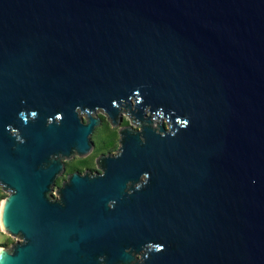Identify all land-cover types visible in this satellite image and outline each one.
<instances>
[{"label":"water","instance_id":"obj_1","mask_svg":"<svg viewBox=\"0 0 264 264\" xmlns=\"http://www.w3.org/2000/svg\"><path fill=\"white\" fill-rule=\"evenodd\" d=\"M0 191V264H264V0H0Z\"/></svg>","mask_w":264,"mask_h":264},{"label":"trees","instance_id":"obj_2","mask_svg":"<svg viewBox=\"0 0 264 264\" xmlns=\"http://www.w3.org/2000/svg\"><path fill=\"white\" fill-rule=\"evenodd\" d=\"M97 131H100V133H99L98 140H96L95 143L93 142V144L95 145L93 154L89 155L88 157L84 159H73V160L66 162L65 172H64L65 174H68L74 170H82L84 168H88L92 166L94 156H96L99 153L109 150L115 145L117 141V137H118L117 132L115 129H112L107 122H104L102 126L95 129L91 138H93V136L95 135ZM60 181L61 179L56 180L57 186L60 185ZM1 195L2 194L0 192V196Z\"/></svg>","mask_w":264,"mask_h":264},{"label":"rangeland","instance_id":"obj_3","mask_svg":"<svg viewBox=\"0 0 264 264\" xmlns=\"http://www.w3.org/2000/svg\"><path fill=\"white\" fill-rule=\"evenodd\" d=\"M96 115H97V116H102V118L106 121V118L104 117L103 114H101V112H97ZM122 116L126 118V120L128 121V125H129V126H131V127L134 128V129L137 128V126H136L135 124H132V123L130 122L129 118H128L125 114H122ZM82 118H84V116H82ZM106 122H107V121H106ZM107 123H108V122H107ZM162 123L165 124V121H163ZM109 126H110V125H109ZM114 129L117 130V128H114ZM99 133H100V131H97V132L95 133V135L93 136V138H91L92 141H93L94 143H95L96 140H98V138H99ZM117 146H118V144L116 145V148H117ZM91 168H93V169H97L95 163L93 164V166H92ZM64 177H65V175H62L60 178L62 179V178H64ZM60 178H59V179H60ZM0 192H1V191H0ZM1 194H2V195L0 196V207H1V205H2V201L4 200V198H5V196H6V194H4V193H2V192H1ZM52 194L54 195V191L52 192ZM17 240H18L17 238L9 237V236L6 235L5 233H3V232L1 231V228H0V245H1L0 247H2V246H8V247H10L11 244H12L13 242L17 241Z\"/></svg>","mask_w":264,"mask_h":264},{"label":"flooded vegetation","instance_id":"obj_4","mask_svg":"<svg viewBox=\"0 0 264 264\" xmlns=\"http://www.w3.org/2000/svg\"><path fill=\"white\" fill-rule=\"evenodd\" d=\"M127 116V115H126ZM100 119H101V125L100 126H102L103 125V123L104 122H106L103 118H102V116H98ZM99 126V127H100ZM121 126H128V121L126 120V118L125 117H123L122 116V121H121ZM98 127V128H99ZM97 129V128H96ZM112 129H114V128H112ZM95 131V130H94ZM116 132H117V136H118V128H117V130H116ZM93 142V141H92ZM118 144V137H117V141H116V143H115V145L112 147V148H110L109 150H107V151H104V152H102V153H99V154H97L96 156H94V159H93V164L95 163V159H96V157L98 156V155H100V154H105V153H108V152H112V153H116L117 152V148H116V145ZM118 147V146H117ZM94 149H95V145H94V148L92 149V151L86 156V157H88L89 155H91V154H93V151H94ZM85 157V158H86ZM73 159H79V158H72L71 160H73ZM80 159H84V158H80ZM68 161H70V160H68ZM67 161V162H68ZM66 163V162H65ZM93 166V165H92ZM92 166H90V167H88V168H84V169H82V170H74V171H80V172H83V171H85V170H90V171H92V172H94L96 169H93V168H91ZM71 173V172H70ZM1 246V245H0ZM3 247H8V246H3Z\"/></svg>","mask_w":264,"mask_h":264},{"label":"snow or ice","instance_id":"obj_5","mask_svg":"<svg viewBox=\"0 0 264 264\" xmlns=\"http://www.w3.org/2000/svg\"><path fill=\"white\" fill-rule=\"evenodd\" d=\"M33 116H35V113H32Z\"/></svg>","mask_w":264,"mask_h":264}]
</instances>
